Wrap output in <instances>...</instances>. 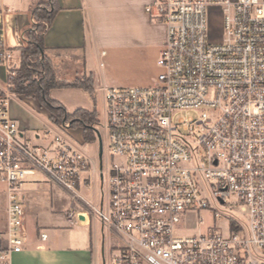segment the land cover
<instances>
[{
  "label": "built area",
  "instance_id": "obj_1",
  "mask_svg": "<svg viewBox=\"0 0 264 264\" xmlns=\"http://www.w3.org/2000/svg\"><path fill=\"white\" fill-rule=\"evenodd\" d=\"M211 7L223 12L217 43L208 39ZM146 11L167 27L161 71L151 85L105 89L107 203L81 191L91 162L58 133L24 135L9 115V91L0 93L8 198L0 264L24 248L21 191L36 174L69 195V224L100 219L117 240L113 264H264V0H152ZM11 56L1 45L0 63ZM58 125L71 128L65 119ZM207 209L226 218L228 233L183 234L191 214Z\"/></svg>",
  "mask_w": 264,
  "mask_h": 264
},
{
  "label": "crops",
  "instance_id": "obj_2",
  "mask_svg": "<svg viewBox=\"0 0 264 264\" xmlns=\"http://www.w3.org/2000/svg\"><path fill=\"white\" fill-rule=\"evenodd\" d=\"M55 1L59 9L50 26L42 33V38L44 55L51 64L55 79L65 86L50 88L49 98L58 102L68 114L81 109L96 114L99 119L96 98L99 91H103L105 98L107 87L96 85L94 72L89 66L91 57L95 52L102 56L107 54L114 29L118 26H125L130 31L140 28L143 43L158 46L161 52L167 39V27L163 22L152 19L146 11V6L152 0ZM40 2L41 0H0V46L3 45L12 52L7 62L0 63V93L9 91V115L18 122L23 134L31 138L43 137L47 131L59 129L58 118L52 115L39 98L14 93L10 85L11 70L20 66L21 47L27 42L28 32L35 23L33 13ZM78 57H82L80 62ZM61 65L71 67V70L78 67L74 71L73 83L91 76L92 92L78 86H67L72 81L63 79L64 75L59 72ZM91 143L99 148L98 138ZM102 171L99 162L96 168L91 167L89 170L90 176L96 172L101 190L105 182ZM91 178L89 177V181L84 179L86 184L82 186L81 183V191L85 198L93 201L94 192L85 190L91 189ZM21 196L25 207L26 242L21 251L11 254V264H108V253L113 256L117 240L104 231L98 217L95 219L89 215L81 223L69 224L66 214L73 203L62 188L49 182L43 175L36 174L26 179ZM103 200L102 193L97 205L102 204ZM7 204L6 185L0 183V213L5 246ZM41 232L47 233L46 240L40 239Z\"/></svg>",
  "mask_w": 264,
  "mask_h": 264
},
{
  "label": "rangeland",
  "instance_id": "obj_3",
  "mask_svg": "<svg viewBox=\"0 0 264 264\" xmlns=\"http://www.w3.org/2000/svg\"><path fill=\"white\" fill-rule=\"evenodd\" d=\"M41 4V10L39 13H48L50 10L48 0H41ZM41 22L42 25H45V21L42 20ZM207 32L208 39L211 43H217L223 40L225 31L223 12L220 7L209 8L207 12ZM111 42L112 44L107 47V54L105 56L95 52L94 56H92L89 60V66L94 72L93 76L98 87L148 85L156 82L157 76L161 71V68L157 64L160 48L158 46H149L144 44L143 39H141L140 28L130 31V29L125 26H118L114 29ZM77 60L80 62L82 57H78ZM101 63L103 65H101ZM17 69L14 70L15 72L13 73V77L17 76ZM77 69L78 67H76L74 70H71V67H63L61 65L59 72L60 74L62 73V75H64V80L69 79L73 83L74 71ZM79 81L81 80H77V82ZM96 99L99 119H96L97 121L93 124V128L90 125L89 126L92 131H95V128L101 135L103 143L102 156L105 169L106 166L111 162L112 155L108 139L109 131L107 127V104L103 95V91H99ZM51 113L54 117H56L53 112ZM190 114L196 116L194 113ZM69 131L65 132L64 130L53 129L52 132L63 136L75 149L79 150L85 156V158L91 162V167L96 168L97 163L100 161L99 148H96V144L85 140L81 125L72 127L69 129ZM71 140L73 142H71ZM89 177H92L90 182L91 189L85 190L86 192H94L95 197L92 201L93 204L97 205V203H99V198L102 193L104 202L107 203L109 196V184L107 180L105 179L102 192L100 187L101 182L97 178L98 176L96 172L91 176L89 171L83 173L81 179L82 186L83 184H86L84 183V179L85 181H89ZM91 217L97 219L95 216L91 215ZM198 218H201L202 222H197ZM2 223V213H0V248L5 247ZM187 224L189 228L185 229L183 234H191L198 231L207 230L220 231L224 234L228 233V221L225 217L214 218L213 209L200 210L192 213L187 220ZM117 254L118 252L116 250L114 251L113 256H109L108 253V264L114 263L113 257Z\"/></svg>",
  "mask_w": 264,
  "mask_h": 264
},
{
  "label": "trees",
  "instance_id": "obj_4",
  "mask_svg": "<svg viewBox=\"0 0 264 264\" xmlns=\"http://www.w3.org/2000/svg\"><path fill=\"white\" fill-rule=\"evenodd\" d=\"M48 4L50 5L48 13H39L41 2L34 10L35 23L28 32L26 44L21 47V63L17 69L18 74L13 77L12 72L15 71L11 70L10 73L11 91L26 96H36L58 119L68 120L72 127L83 126L85 140L92 142L96 140V136L90 126L97 121L96 114L81 109L68 114L58 102L49 98L50 88L65 85L56 81L51 64L44 55L42 33L50 26L59 9L55 0H48ZM42 20L45 21V25H42ZM67 86H78L92 92L93 79L90 76Z\"/></svg>",
  "mask_w": 264,
  "mask_h": 264
},
{
  "label": "water",
  "instance_id": "obj_5",
  "mask_svg": "<svg viewBox=\"0 0 264 264\" xmlns=\"http://www.w3.org/2000/svg\"><path fill=\"white\" fill-rule=\"evenodd\" d=\"M93 128V127H92ZM94 130L96 131L97 133V138H98V143H99V157H100V160H102V155H103V143H102V138H101V135L100 133L94 128ZM81 218H83V216H81Z\"/></svg>",
  "mask_w": 264,
  "mask_h": 264
},
{
  "label": "flooded vegetation",
  "instance_id": "obj_6",
  "mask_svg": "<svg viewBox=\"0 0 264 264\" xmlns=\"http://www.w3.org/2000/svg\"><path fill=\"white\" fill-rule=\"evenodd\" d=\"M94 125H91V127H93ZM95 133H96V131H94ZM99 168H100V170L102 169H104V163H103V159L102 160H100L99 161Z\"/></svg>",
  "mask_w": 264,
  "mask_h": 264
}]
</instances>
